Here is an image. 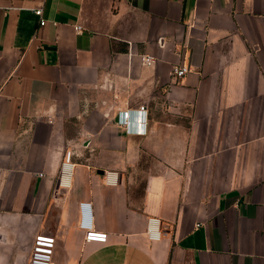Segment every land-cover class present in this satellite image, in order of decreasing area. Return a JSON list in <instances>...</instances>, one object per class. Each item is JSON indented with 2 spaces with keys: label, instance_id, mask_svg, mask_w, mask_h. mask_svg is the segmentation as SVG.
Segmentation results:
<instances>
[{
  "label": "crops",
  "instance_id": "0c3cea01",
  "mask_svg": "<svg viewBox=\"0 0 264 264\" xmlns=\"http://www.w3.org/2000/svg\"><path fill=\"white\" fill-rule=\"evenodd\" d=\"M0 216L58 264H264V0H0Z\"/></svg>",
  "mask_w": 264,
  "mask_h": 264
},
{
  "label": "built area",
  "instance_id": "2783aa9c",
  "mask_svg": "<svg viewBox=\"0 0 264 264\" xmlns=\"http://www.w3.org/2000/svg\"><path fill=\"white\" fill-rule=\"evenodd\" d=\"M34 13L41 18V25L46 23V19L43 16V7L34 8ZM77 29H81L78 26ZM145 60L148 64L154 61L151 56H146ZM188 69L184 66H178L174 69L176 76H183L186 74ZM140 110H144L141 106ZM130 111L124 112L123 118L119 121L121 124L128 126L129 124ZM72 153L69 151L66 153L65 161L62 166V181L64 185L69 184V178L74 166L71 161ZM107 179L110 182H116L117 176L114 172L107 174ZM79 227L84 232V239L86 242H101L106 243L108 241V233L98 230L94 221V211L91 202L82 201L80 203V214H79ZM147 236L150 240H159L162 237L161 220L158 218H150L147 227ZM57 240L55 235L49 232H39L35 235L31 255L29 257L28 264H58L54 259L55 249Z\"/></svg>",
  "mask_w": 264,
  "mask_h": 264
},
{
  "label": "rangeland",
  "instance_id": "374dc122",
  "mask_svg": "<svg viewBox=\"0 0 264 264\" xmlns=\"http://www.w3.org/2000/svg\"><path fill=\"white\" fill-rule=\"evenodd\" d=\"M27 230L22 219L0 216V264H28L31 251L26 253L18 244L11 249Z\"/></svg>",
  "mask_w": 264,
  "mask_h": 264
},
{
  "label": "water",
  "instance_id": "95a60500",
  "mask_svg": "<svg viewBox=\"0 0 264 264\" xmlns=\"http://www.w3.org/2000/svg\"><path fill=\"white\" fill-rule=\"evenodd\" d=\"M98 172L101 173V174H103L105 171L104 170H99Z\"/></svg>",
  "mask_w": 264,
  "mask_h": 264
}]
</instances>
